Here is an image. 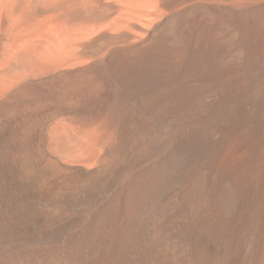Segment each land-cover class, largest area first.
Segmentation results:
<instances>
[{"label": "bare ground", "instance_id": "6f19581e", "mask_svg": "<svg viewBox=\"0 0 264 264\" xmlns=\"http://www.w3.org/2000/svg\"><path fill=\"white\" fill-rule=\"evenodd\" d=\"M0 264H264V0H0Z\"/></svg>", "mask_w": 264, "mask_h": 264}]
</instances>
